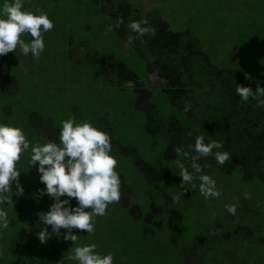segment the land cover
<instances>
[{"label":"trees","instance_id":"1","mask_svg":"<svg viewBox=\"0 0 264 264\" xmlns=\"http://www.w3.org/2000/svg\"><path fill=\"white\" fill-rule=\"evenodd\" d=\"M89 1L102 27L111 26L116 37L129 45L133 55L144 63L145 74L139 76L112 54L102 53L98 48L93 50L89 61L97 63L109 87L132 91L133 108L142 115L144 134L151 141L157 139L163 144L160 156L150 159L145 149L129 140L121 130L117 132L118 126H112L115 120L109 111L99 108L95 101V110L99 113L94 118L95 124L109 134L112 155L117 160L115 170L121 178V199L112 206L113 215L122 222V230L134 229L144 239L153 241L167 223L168 218L163 215L166 213L161 211L171 204L180 217L188 218L197 227L194 237L181 251L168 254L174 264H264V108L257 105L256 99L250 97L244 101L235 93L236 84L248 86L256 93L249 74L241 67L218 65L207 47H202L198 36L187 29H172L159 8L143 11L130 0ZM208 3L213 5L208 11L213 21L207 30L212 43L221 47L216 39L220 37L219 29L224 21L216 20L213 12L233 9L240 27L247 26L239 42L251 41L249 50L255 57V68L264 75V58L260 53V47L264 49V0H209ZM141 19L147 21L146 26L155 29L154 36L137 37L127 28L131 20ZM66 25L73 28L71 23ZM129 35L135 37L131 44L127 43ZM66 37V42H75L73 34ZM87 42L88 39L81 38L75 44L76 50L88 47ZM1 59L7 57L3 55ZM0 71L1 89L6 96L23 95L17 76L5 66ZM154 88L161 92L168 106L164 114L153 100ZM59 94L52 89L50 98L55 105H59ZM186 104L189 105L187 111ZM6 107L10 108L5 104ZM65 109L67 115L73 113L79 117L84 104L69 101ZM3 110L4 114L8 113ZM27 121L45 142H58L60 119L57 122V118L31 110L27 112ZM197 135L202 136L205 143L213 140L221 143L222 147L213 149L214 152L229 153L230 158L224 165H218L212 156L200 157L197 161L202 172L215 179L220 191L218 198L205 200L198 190V178H194L192 184L181 185L176 161L181 160L192 171L191 157L197 154L191 145ZM176 148L187 152L189 158L178 156ZM236 172L243 183H251L247 189L232 188L230 179ZM226 204L236 205L235 215L225 210ZM200 221L209 222L199 227ZM2 236L0 264H35L44 260L41 256L32 257L35 249L44 251V244L24 228L18 230L15 241ZM149 246V251H154L153 242ZM97 248L101 252L99 246ZM68 255L67 251L59 260L52 261L68 264ZM123 264L139 263L131 260Z\"/></svg>","mask_w":264,"mask_h":264},{"label":"rangeland","instance_id":"2","mask_svg":"<svg viewBox=\"0 0 264 264\" xmlns=\"http://www.w3.org/2000/svg\"><path fill=\"white\" fill-rule=\"evenodd\" d=\"M130 1L143 11L150 8L161 9L172 29H187L193 35L198 36L202 47L204 49L207 47L208 53L218 65L241 67L247 75L249 74V79L254 82L255 90L257 84L264 87V75L258 73L255 68V57L250 54L251 41L239 42L240 36H243L247 26L240 27L239 17L233 12V9L224 8V10L213 12L216 20L217 18L220 21L224 20L221 29H219L220 37L218 36L216 39V43L221 44V47H218L212 43L210 35L207 33L213 21L212 13L208 12L209 6H213L208 3L209 0ZM2 3L3 0H0V4ZM23 8L33 12L36 9L43 10L53 21V28L42 33L45 47L39 57L34 58L30 53L25 56L21 54L19 48L15 53L9 52L4 55L7 57L6 60L1 59L0 56V70L5 66L7 71L17 76L21 82L20 93L23 94L19 96V93H16L6 96L0 84V123L19 126L30 144L45 143V140L37 136L35 131L29 127L27 112L35 110L43 115L57 118V122L59 119L62 121L69 117L74 118L76 122L87 120L97 127L94 119L99 116L95 110L96 101L99 108L109 111L112 120H115L112 122V126H118L117 132L121 130L124 136L129 137V140L135 141L140 148L145 149L147 157L153 160L157 159L163 144L157 139L151 141L144 134L142 115L133 108L132 91L130 89L116 91L109 87L102 77L97 63L89 61L93 57V50L98 48L102 53L112 54L113 58L125 63L139 76L144 77L145 74L144 63L133 55L130 46L118 39L112 31L103 28L102 22H98V19L95 18L96 13L92 3L89 0H75V2L73 0H23ZM68 23H71L73 28L66 25ZM69 34H73L75 41L73 44L66 42V36ZM21 38L25 42L31 40L28 34H22ZM81 38L88 39V47L77 51L75 44ZM206 43H208L207 46ZM17 52L18 54H16ZM260 53L264 58L262 46ZM255 55L257 56V53ZM99 59L101 60V57ZM153 78L151 76V79ZM53 88L56 89V94H59V91L63 92L59 94V105H55L51 101ZM153 100L159 106L161 114H164L168 106L161 92L156 88L153 89ZM69 101L84 104V111L79 117L73 113L69 115L65 113ZM5 104L10 108H4ZM3 109H6L8 113L4 114ZM16 167L18 171H21L18 180L23 188V194L16 195L15 182L13 181L11 198L14 202L8 205L5 202L4 206L8 212L10 225L6 230L0 232V235L3 234L2 237L7 239L13 238L12 241H15L14 237L18 230L24 228L39 240L37 233L42 228L46 229L50 233V237L43 243L44 251L35 249L31 255H33L32 257L41 256L45 260L35 264H57L52 259L59 260L67 251L70 255L73 242L63 239L65 229L60 230L61 235L58 238L51 232L50 225L39 221L38 213L46 212L54 201L47 194L39 196V191L45 186L39 180L40 174L37 172L36 164L29 165V153H21ZM239 176V172H236L230 179L232 188L247 189L251 183H243ZM66 198L61 197V199ZM153 198L151 197V199ZM161 200L164 199L161 198ZM76 203L75 198L69 200L70 206H75ZM167 208L161 211L166 213L163 215L168 218L167 223L153 241L144 239L134 229L125 227L122 230V222L113 215L115 208L112 204L108 206L104 216L96 217L95 231L92 234L89 235L86 230L75 228L72 232L77 235V245L95 243L99 246L101 253L111 252L113 264H123L131 260L137 261L139 264H174L168 254L171 251H181V247L194 237L197 227L188 221V218L180 217L181 215L174 211L171 204H168ZM88 210L90 209H86V211ZM208 222L200 221L198 226H204ZM152 242L154 251H149V245ZM96 250L98 251V248ZM0 251H2L1 247ZM68 257L66 260L68 264H77L76 261L70 260Z\"/></svg>","mask_w":264,"mask_h":264},{"label":"clouds","instance_id":"3","mask_svg":"<svg viewBox=\"0 0 264 264\" xmlns=\"http://www.w3.org/2000/svg\"><path fill=\"white\" fill-rule=\"evenodd\" d=\"M122 22V21H121ZM147 21L131 20L127 28L137 37L155 35V29L146 26ZM53 28V21L48 14L41 9L35 12L23 8V0H3L0 4V56L9 52H16L19 48L21 54L39 57L44 50L42 33ZM109 26L108 31H111ZM22 34H28L31 40L25 42ZM132 35L127 38L131 44ZM246 78H248L246 76ZM236 95L244 101L250 97L257 100V105L264 108V87L257 84L256 93L248 86L236 84ZM189 105H185L187 111ZM192 135L191 132L188 133ZM222 144L213 140L204 142L202 136L197 135L192 150L197 154L191 157L189 171L184 163L177 159L176 166L182 177L181 185L192 184L194 178L199 180V193L205 200L218 198L220 191L217 189L213 177L202 172L197 161L200 157L212 156L218 165H224L229 160L227 151H213L219 149ZM177 155L189 158L187 152L175 149ZM22 152L29 153V165L36 164L39 180L44 188L39 191V196L45 194L53 199V203L46 212L38 213L39 221L51 226V232L58 238L60 230L64 240H71L72 253L68 259L77 264H113L111 252H98L95 243L83 246L76 244L77 235L72 230H86L87 234L95 231L96 217L104 216L106 209L112 203H118L121 199V178L115 170L117 160L112 155V145L109 134L94 126L90 121L76 122L69 117L60 122L58 142L47 141L45 143L30 144L19 126L0 123V232L10 225L8 212L5 210V202L13 204L12 182H15L16 195L23 194V188L18 176L16 164L20 160ZM38 162V163H37ZM35 196V194H33ZM67 197L61 199V197ZM39 199V197H36ZM75 198V206L69 205V200ZM86 209H90L86 211ZM225 210L232 215L236 213L235 204H226ZM37 236L41 243L46 242L50 233L42 228Z\"/></svg>","mask_w":264,"mask_h":264}]
</instances>
